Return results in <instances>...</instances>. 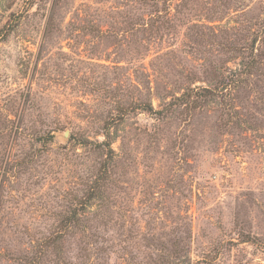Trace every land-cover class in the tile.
I'll return each instance as SVG.
<instances>
[{
    "label": "rangeland",
    "instance_id": "rangeland-1",
    "mask_svg": "<svg viewBox=\"0 0 264 264\" xmlns=\"http://www.w3.org/2000/svg\"><path fill=\"white\" fill-rule=\"evenodd\" d=\"M0 264H264V0H0Z\"/></svg>",
    "mask_w": 264,
    "mask_h": 264
}]
</instances>
